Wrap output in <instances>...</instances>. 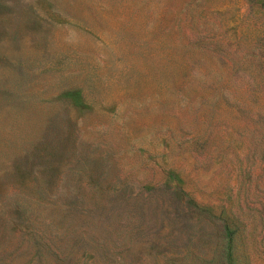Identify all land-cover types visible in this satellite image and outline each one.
<instances>
[{
    "label": "rangeland",
    "instance_id": "obj_1",
    "mask_svg": "<svg viewBox=\"0 0 264 264\" xmlns=\"http://www.w3.org/2000/svg\"><path fill=\"white\" fill-rule=\"evenodd\" d=\"M64 114L154 204L125 237L0 184V264H264V0H0V167Z\"/></svg>",
    "mask_w": 264,
    "mask_h": 264
},
{
    "label": "trees",
    "instance_id": "obj_2",
    "mask_svg": "<svg viewBox=\"0 0 264 264\" xmlns=\"http://www.w3.org/2000/svg\"><path fill=\"white\" fill-rule=\"evenodd\" d=\"M47 120L45 129L28 145L13 152L8 163L0 167V184L8 186V194H54L58 207L54 214H45L48 216L44 218L46 225L85 221L104 227L110 234L121 232L125 237L132 235L135 229L140 230L132 217H143L154 201L145 206L131 200L126 186L106 180V162L101 153H93L91 148L86 152L75 149L69 115L60 116L64 127L54 124L48 117ZM71 156L73 160L68 159ZM4 200L0 201L1 212L8 201L12 206L19 205L12 198ZM150 230L144 226L141 233L146 236ZM61 254L66 256L68 250Z\"/></svg>",
    "mask_w": 264,
    "mask_h": 264
}]
</instances>
